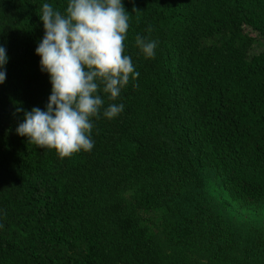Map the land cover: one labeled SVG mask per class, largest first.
I'll return each mask as SVG.
<instances>
[{
    "label": "trees",
    "instance_id": "1",
    "mask_svg": "<svg viewBox=\"0 0 264 264\" xmlns=\"http://www.w3.org/2000/svg\"><path fill=\"white\" fill-rule=\"evenodd\" d=\"M44 3L0 0V264H264V0H122L139 76L63 158L16 131L52 93Z\"/></svg>",
    "mask_w": 264,
    "mask_h": 264
},
{
    "label": "clouds",
    "instance_id": "2",
    "mask_svg": "<svg viewBox=\"0 0 264 264\" xmlns=\"http://www.w3.org/2000/svg\"><path fill=\"white\" fill-rule=\"evenodd\" d=\"M39 15L45 35L36 53L42 71L50 74L52 93L46 110L26 111L16 131L41 148L55 149L62 158L91 151V118H99L104 103L98 94L101 85L116 100L130 78L139 76L125 54L127 10L122 0H68L64 14L44 3ZM136 44L146 57L154 58L155 41L137 35ZM7 62L6 49L0 46V69ZM5 79L6 70H0V84ZM123 110V104H111L103 114L111 119Z\"/></svg>",
    "mask_w": 264,
    "mask_h": 264
},
{
    "label": "rangeland",
    "instance_id": "3",
    "mask_svg": "<svg viewBox=\"0 0 264 264\" xmlns=\"http://www.w3.org/2000/svg\"><path fill=\"white\" fill-rule=\"evenodd\" d=\"M263 48H264V43L261 44V45H259V46H257V47L255 48V50H261V49H263Z\"/></svg>",
    "mask_w": 264,
    "mask_h": 264
}]
</instances>
